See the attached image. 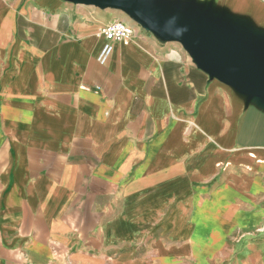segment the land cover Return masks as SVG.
Here are the masks:
<instances>
[{
  "label": "crops",
  "instance_id": "crops-1",
  "mask_svg": "<svg viewBox=\"0 0 264 264\" xmlns=\"http://www.w3.org/2000/svg\"><path fill=\"white\" fill-rule=\"evenodd\" d=\"M194 1L264 39V0ZM118 11L0 0V264L225 261L201 214L264 203V99ZM115 20L135 35L102 64ZM247 217L264 226V207Z\"/></svg>",
  "mask_w": 264,
  "mask_h": 264
},
{
  "label": "water",
  "instance_id": "water-1",
  "mask_svg": "<svg viewBox=\"0 0 264 264\" xmlns=\"http://www.w3.org/2000/svg\"><path fill=\"white\" fill-rule=\"evenodd\" d=\"M118 8L163 40L180 41L210 76L264 99V39L217 19L194 0H71Z\"/></svg>",
  "mask_w": 264,
  "mask_h": 264
},
{
  "label": "rangeland",
  "instance_id": "rangeland-1",
  "mask_svg": "<svg viewBox=\"0 0 264 264\" xmlns=\"http://www.w3.org/2000/svg\"><path fill=\"white\" fill-rule=\"evenodd\" d=\"M124 17L128 15L122 11H118ZM133 20H135L133 18ZM217 182H213L212 187ZM224 197V196H223ZM219 200L211 203L214 207L206 208V212L201 214V224L203 228L200 229V236L202 241H207V246L202 248L214 249L213 245H208V242L215 243L216 239L224 238L227 241V248L232 249L231 255L225 261H206V264H264V251L261 243L264 242V226L261 224L259 228H252L247 224L240 226L244 221H247V215L251 214L256 208L262 209L263 202H257L253 209H246L243 216L237 215V210L232 211L229 207L220 208ZM176 237H187L184 229H176ZM211 252L214 253L212 250Z\"/></svg>",
  "mask_w": 264,
  "mask_h": 264
},
{
  "label": "built area",
  "instance_id": "built-area-1",
  "mask_svg": "<svg viewBox=\"0 0 264 264\" xmlns=\"http://www.w3.org/2000/svg\"><path fill=\"white\" fill-rule=\"evenodd\" d=\"M100 33L105 38V43L99 54L98 60L105 64L114 52L117 44H125L133 40L134 28L123 20H115L111 24L104 26Z\"/></svg>",
  "mask_w": 264,
  "mask_h": 264
}]
</instances>
